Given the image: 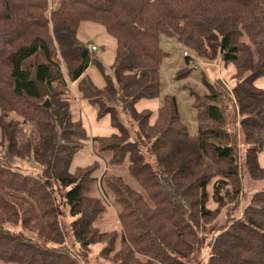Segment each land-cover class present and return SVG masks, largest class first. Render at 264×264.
Wrapping results in <instances>:
<instances>
[{
	"label": "trees",
	"instance_id": "1",
	"mask_svg": "<svg viewBox=\"0 0 264 264\" xmlns=\"http://www.w3.org/2000/svg\"><path fill=\"white\" fill-rule=\"evenodd\" d=\"M84 22L117 42L115 78L99 67L103 88L85 76L99 62L78 38ZM163 35L235 67L233 86L219 79L195 96L197 135L174 96L156 113L135 110L160 95ZM262 78L264 0H0V262L86 264L95 246L111 255L117 233L94 227L107 211L100 184L118 209L119 264H192L207 251V264H264V187L249 186L264 184ZM79 100L116 133L90 137ZM122 113L138 125L132 142ZM86 141L106 160L99 179L95 168L70 172ZM16 160L42 173L17 171ZM123 165L142 192L109 174Z\"/></svg>",
	"mask_w": 264,
	"mask_h": 264
},
{
	"label": "rangeland",
	"instance_id": "2",
	"mask_svg": "<svg viewBox=\"0 0 264 264\" xmlns=\"http://www.w3.org/2000/svg\"><path fill=\"white\" fill-rule=\"evenodd\" d=\"M61 0H54V7L58 8ZM78 38L88 44L89 46L96 47V57L98 58L99 64L92 65L86 72L85 76L91 80L97 87L103 88L105 86V77L103 76L100 66L105 68V72L108 76L115 78L113 70V64L116 58V39L107 34L103 26L92 23L84 22L78 31ZM160 44L167 56L164 58L161 64V87L160 95L155 101L146 102L141 109H148L152 112H157L158 108L163 105V99L165 96L170 95L176 98L178 103L179 112L181 115L182 122L187 126L191 135H197L199 131L197 112L193 107L195 96H204L209 93L208 85L214 84L217 80L226 81L228 86H233L234 83L232 77L235 72L233 65L225 66L222 61H206L198 57V55L186 48L177 38H171L167 36H161ZM95 45V46H93ZM100 49V50H99ZM190 58L188 63L186 58ZM233 73V74H232ZM257 87L264 89V78L260 79L256 83ZM92 107V106H91ZM87 106H81L78 104V115L86 119L87 127L90 135L96 136H109L110 134L116 133V131L110 126V122L106 121L104 124L103 132L99 131L98 124L102 123L97 117L93 110ZM136 112H139L137 108ZM134 114V113H133ZM120 119L125 125L126 133L128 134V141L132 142L136 139V135L139 131L138 125L132 116L128 117L126 114H119ZM231 123L236 126V120L232 116ZM102 127V126H101ZM238 128V127H237ZM2 136L0 130V158L3 155V147L1 144ZM14 169L21 171L27 175L37 176L42 173V168L39 163L35 161L27 160H16L14 163ZM96 169L94 176L101 178L106 171V160L97 157L93 153L91 141H86L83 148L75 154L73 157L70 172L75 174L78 170L82 169ZM109 174L121 176L124 178L126 183L141 191L139 185L130 177L128 173L127 165L119 167H109ZM250 188L259 189L264 187V184H256L254 186L249 185ZM99 192H96L103 197L107 202V211L97 220L94 224L95 228L100 229L102 232H115L117 233V241L113 253L109 256L101 254L102 247H93L92 254L88 258L86 264H119L118 252L121 248V229L117 217L118 209L113 203V196L109 194L106 196L100 184L98 185ZM68 207L62 206V225L67 235V242L70 248H73L72 238L70 236V224L74 221V218L69 216ZM208 251L203 253L201 258L195 259L192 264H207ZM0 264H6L0 262Z\"/></svg>",
	"mask_w": 264,
	"mask_h": 264
},
{
	"label": "crops",
	"instance_id": "3",
	"mask_svg": "<svg viewBox=\"0 0 264 264\" xmlns=\"http://www.w3.org/2000/svg\"><path fill=\"white\" fill-rule=\"evenodd\" d=\"M93 46H95V45H93ZM91 47V46H90ZM100 50V49H99ZM233 74V73H232ZM234 74H235V72H234ZM259 81V80H258ZM234 82V81H233ZM233 85V84H232ZM260 88V87H259ZM146 102H151V101H142V102H140L139 104H137V106H136V108H137V110H139V112H142L143 110L141 109L142 107H144V105L145 104H147ZM78 104H80L81 106H87V107H89V108H92L91 107V105L89 104V102L88 101H86V100H79L78 101ZM94 110V109H93ZM144 110H146V109H144ZM94 112L96 113V111L94 110ZM154 113H156V112H154ZM97 114V113H96ZM82 117V116H81ZM83 118V120H84V122H85V125H86V127H87V121H86V119L84 118V117H82ZM103 121H101L102 123H100V124H98V128H99V131H101L102 133H105V132H103V128H104V124H107V123H105L106 121H108V122H110V126H111V119H110V117L109 116H106V117H104L103 119H102ZM102 126V127H101ZM87 129H88V127H87ZM88 131H89V129H88ZM113 132H114V130H113ZM114 134V133H113ZM89 135H90V132H89ZM110 135H112V134H110ZM94 136H96V135H94V134H91L90 135V137H94ZM108 136V135H107ZM259 163H260V165H261V167H263L264 168V152L259 156Z\"/></svg>",
	"mask_w": 264,
	"mask_h": 264
},
{
	"label": "water",
	"instance_id": "4",
	"mask_svg": "<svg viewBox=\"0 0 264 264\" xmlns=\"http://www.w3.org/2000/svg\"><path fill=\"white\" fill-rule=\"evenodd\" d=\"M45 107H49V102L47 101V103L45 104Z\"/></svg>",
	"mask_w": 264,
	"mask_h": 264
},
{
	"label": "built area",
	"instance_id": "5",
	"mask_svg": "<svg viewBox=\"0 0 264 264\" xmlns=\"http://www.w3.org/2000/svg\"><path fill=\"white\" fill-rule=\"evenodd\" d=\"M97 49H96V47H93V51H96Z\"/></svg>",
	"mask_w": 264,
	"mask_h": 264
},
{
	"label": "bare ground",
	"instance_id": "6",
	"mask_svg": "<svg viewBox=\"0 0 264 264\" xmlns=\"http://www.w3.org/2000/svg\"><path fill=\"white\" fill-rule=\"evenodd\" d=\"M92 50H93V48H92ZM97 51V50H96Z\"/></svg>",
	"mask_w": 264,
	"mask_h": 264
}]
</instances>
